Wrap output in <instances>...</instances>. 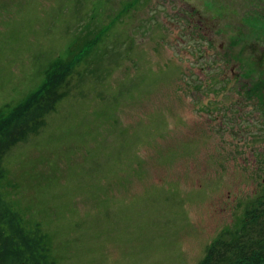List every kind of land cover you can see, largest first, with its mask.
<instances>
[{"label":"rangeland","instance_id":"374dc122","mask_svg":"<svg viewBox=\"0 0 264 264\" xmlns=\"http://www.w3.org/2000/svg\"><path fill=\"white\" fill-rule=\"evenodd\" d=\"M70 52L4 200L52 264H199L264 192V0H0V115Z\"/></svg>","mask_w":264,"mask_h":264},{"label":"trees","instance_id":"16d2710c","mask_svg":"<svg viewBox=\"0 0 264 264\" xmlns=\"http://www.w3.org/2000/svg\"><path fill=\"white\" fill-rule=\"evenodd\" d=\"M75 63L74 52H70L67 58L54 61L40 88L7 116L0 115V183L4 178L2 165L6 154L30 136L37 135L44 127L46 117L66 97V86ZM261 83L264 85V81ZM260 84H254L253 91L248 90L246 94L248 100L254 95L264 105V91L260 89L264 87ZM0 264H52L45 236L38 230H27L20 215L4 200L1 192ZM199 264H264L263 191L246 205L240 226L221 233Z\"/></svg>","mask_w":264,"mask_h":264}]
</instances>
